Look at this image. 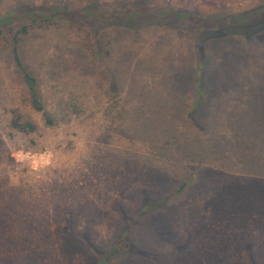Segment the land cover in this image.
Returning <instances> with one entry per match:
<instances>
[{"label":"rangeland","instance_id":"374dc122","mask_svg":"<svg viewBox=\"0 0 264 264\" xmlns=\"http://www.w3.org/2000/svg\"><path fill=\"white\" fill-rule=\"evenodd\" d=\"M96 1L110 14L135 0H0V12L20 4L73 10ZM143 4L223 17L264 0ZM105 20L114 58L127 71L115 109L127 112L125 129L110 119V60L94 58L77 30L31 29L22 44L23 62L38 77L56 126H47L44 114L34 110L9 54L0 52V224L13 228L16 222L12 209L1 208L15 190L22 202H41L48 212L55 204L74 210L72 230L84 232L75 239L55 230L51 212V218L39 216L41 223L25 230L29 239L16 228L0 233V264H98L87 242L104 252L121 234L125 216L143 207L145 195L159 202L173 192L166 211L146 218L136 233L145 254L120 255L114 264H264V177L259 176L264 173V32L249 42L227 38L206 44V59L213 64L209 81L217 89L207 136L187 117L195 92L189 34L154 22L132 30ZM186 70L188 87L176 91ZM141 111L158 130L177 138L167 153L136 132ZM26 120L38 125L36 132L16 128ZM207 137L217 146V159L193 161L187 149L201 152ZM194 174L201 176L197 186L176 195L181 180Z\"/></svg>","mask_w":264,"mask_h":264},{"label":"trees","instance_id":"16d2710c","mask_svg":"<svg viewBox=\"0 0 264 264\" xmlns=\"http://www.w3.org/2000/svg\"><path fill=\"white\" fill-rule=\"evenodd\" d=\"M109 17L110 21L116 23L122 29L130 28L137 30L148 23L154 22L164 27L183 29L189 34L195 56L193 61L195 92L193 105L189 108L187 117L200 132H204V135L207 136L210 126L208 124V115L217 89L209 81L210 68H212L213 64L209 65L206 59V44H212L218 40L227 38L249 42L258 33L264 32V4L250 10H243L223 17H205L163 5L144 6L143 0H135L131 7L110 14L100 10L98 1L83 8L73 10L58 6L20 4L2 11L0 12V52L6 51L9 54L21 76L32 107L34 110L44 114L47 126H56L57 121L46 112L38 77L23 62L22 44L31 29L68 26L73 30H77L76 36L82 37L84 46L94 58H100L105 61L110 60V83L108 89L112 101L110 105V119L118 121L119 126L125 129L129 118L128 114L123 109H115L119 105L121 93L125 88L123 81L127 71L124 62H120V60L114 58L113 49L111 48V35L107 30H104L105 27L102 25L106 21L105 19ZM189 71L186 70L184 74H181L186 81L180 82L179 87L175 86L176 91L187 89L190 78ZM70 107H73L75 110L79 109L76 104H72ZM138 113L137 118L140 119L142 116L143 118L136 132L148 140L152 146L159 148V153H167L170 145L176 143L177 138L173 135H168L163 130H158L155 125L151 124L150 119L145 118L144 111ZM16 128L33 133L37 131L38 125L34 121L26 120L16 124ZM206 141L207 143L205 142V145L202 146L201 152H199V148L197 147L187 149L193 161L197 160L198 157H201L203 160L208 159L209 161L217 159L215 153L217 146L211 144L208 137ZM259 176L264 177V173H260ZM200 177L198 174H194L193 178L189 176L183 178L177 189H175L176 195L189 193L194 186H197L201 180ZM18 193L20 194V191ZM18 193H15V190H13L11 200L3 202L1 205V208L4 210L7 209L9 211V209H12V213H14L13 215L16 218L13 228L6 223L0 224L1 234H4L3 232L7 230L12 232L16 228V230L23 232L24 239H29L30 236L25 230L34 222L41 223L42 219L39 216L46 218L47 215L51 218L53 214V218L56 219L57 223L55 228L57 232L68 234L75 239L84 235V232L80 234L72 230L74 210L63 209L59 204H55L54 210L48 212L41 202H33L32 200L27 203L22 202V198ZM173 193L169 196H163L159 202L145 195L146 202L143 204V207L137 213L125 216L121 234L104 252L93 250L87 242L86 246L93 251L98 264H114L117 256L120 255H144V250L137 246L138 244L135 240L136 233L142 221L146 218L155 213L166 211L168 202L174 196ZM18 203H21V209L17 207ZM25 209L31 210L35 216L27 214ZM60 218L64 220L61 221L59 220ZM63 223H66V225H63ZM246 252L247 258H252L250 246ZM199 264L203 263L199 262Z\"/></svg>","mask_w":264,"mask_h":264}]
</instances>
